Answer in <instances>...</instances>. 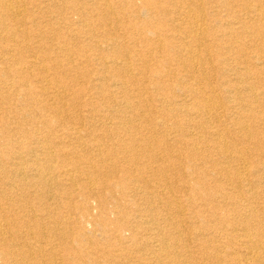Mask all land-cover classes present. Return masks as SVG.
Segmentation results:
<instances>
[{"label":"bare ground","instance_id":"bare-ground-1","mask_svg":"<svg viewBox=\"0 0 264 264\" xmlns=\"http://www.w3.org/2000/svg\"><path fill=\"white\" fill-rule=\"evenodd\" d=\"M0 259L264 264V0H0Z\"/></svg>","mask_w":264,"mask_h":264},{"label":"rangeland","instance_id":"rangeland-1","mask_svg":"<svg viewBox=\"0 0 264 264\" xmlns=\"http://www.w3.org/2000/svg\"><path fill=\"white\" fill-rule=\"evenodd\" d=\"M79 82H82L81 80ZM0 263H3V261L0 259Z\"/></svg>","mask_w":264,"mask_h":264}]
</instances>
